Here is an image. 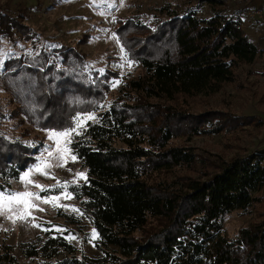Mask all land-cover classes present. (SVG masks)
Instances as JSON below:
<instances>
[{"label": "trees", "instance_id": "16d2710c", "mask_svg": "<svg viewBox=\"0 0 264 264\" xmlns=\"http://www.w3.org/2000/svg\"><path fill=\"white\" fill-rule=\"evenodd\" d=\"M203 2L212 6L210 16L172 10L156 25L134 19L119 24L121 42L144 72L130 81L135 95L109 105L103 103L111 74L88 70L75 47L48 49L22 8L0 5V43H30L0 72L15 105L12 113L0 106V120L11 115L30 126L11 138L0 125V190L35 159V141L29 143L34 129H73L79 115L96 113L69 145L87 179L42 194L68 191L79 201L80 216L96 230L99 254L79 255L68 239L72 229L45 223L35 240L21 245L25 258L38 260L34 264H264V211L237 236L224 231L228 214H250L262 201L264 150L218 163L198 178L176 174L196 170L202 159L174 144L175 138L231 132L251 119L218 109L195 113L180 100L221 91L236 81L241 65L262 53L240 16L223 13L220 0ZM66 221L80 218L67 214ZM4 262L17 263L11 246L0 252Z\"/></svg>", "mask_w": 264, "mask_h": 264}, {"label": "rangeland", "instance_id": "374dc122", "mask_svg": "<svg viewBox=\"0 0 264 264\" xmlns=\"http://www.w3.org/2000/svg\"><path fill=\"white\" fill-rule=\"evenodd\" d=\"M220 1L223 3L218 9L228 16H240L245 31L258 48L262 49V53L254 63L241 65L237 71L236 81L226 84L221 91L200 93L179 100L181 105H186V108L195 113L218 109L251 119H244L247 122L231 132L175 138L174 144L190 147L202 159L196 170L179 169L176 171L177 175L188 174L198 178L203 175V171L215 168L218 163L264 150V0ZM0 5L5 10L11 11L22 8L26 15V23L40 32L48 49L63 45L75 47L85 54L88 70L111 74L104 105H109L116 98L127 100L131 94L135 95L136 93L130 89V81L144 72L142 65L130 57L118 36L117 29L120 23L127 19H134L156 25L168 19L167 11L172 10L183 13L189 9H195L203 16L212 14V6L203 0H0ZM254 7L261 9L262 13L252 16ZM29 49L30 43L24 40H19L17 43L2 40L0 72L7 58L27 52ZM156 101L165 102L163 99ZM0 106L11 113L15 107L3 88L1 79ZM89 115L94 119L96 117L95 112L78 116L83 120L82 127L87 121L94 120L85 119ZM0 125L6 135L11 138L23 136L24 127H30L28 123L19 121L11 115L1 119ZM82 127H76L75 132ZM51 131L53 130L34 129L32 131L33 138H29V143L32 140L35 141L37 152L33 155L35 159L21 175L24 177L28 173V179L42 185L45 190L35 187L33 183L26 184L21 177L12 180L6 190H0V193L5 195L27 191L41 198H31L30 204L35 207H30L26 212L23 210L24 206L19 204L10 205L12 211L0 210V252L5 250V246H11L17 257L16 264L38 262V260L25 258L21 245L35 240L43 232L42 224L45 223L52 224L62 231L72 229L68 239L76 245L79 255L85 253L89 256H97L99 254L94 242L97 238L96 230L88 219L80 216L79 201L68 191L60 194H42L54 186L66 187L70 183L83 182L88 177L87 168L72 152L70 142L66 144L68 152L65 154V159L63 161L58 159L56 143L49 139ZM73 133L70 135V141ZM60 139L61 144L64 145V138ZM50 151L53 153L52 156L48 155ZM80 173L84 175L80 176ZM257 195L262 201L250 214L233 211L225 217L224 231L229 238L237 236L243 227L259 219V214L261 215L264 211V187ZM53 197H59V199L50 203L43 202V198ZM53 203L57 206L54 207ZM67 214L76 215L80 221L68 223Z\"/></svg>", "mask_w": 264, "mask_h": 264}, {"label": "snow or ice", "instance_id": "6c2138e0", "mask_svg": "<svg viewBox=\"0 0 264 264\" xmlns=\"http://www.w3.org/2000/svg\"><path fill=\"white\" fill-rule=\"evenodd\" d=\"M85 119H94L93 116L89 115L87 117H85ZM83 124V120L78 118V123H77V128L82 127ZM76 128L73 129H67L64 131H51L49 133V139H52L55 141L56 143V152L58 153V159H60L61 161H63L65 159V154L68 152V149L66 147V144L68 142H70V135L72 132H75ZM60 138H64L65 140V144L62 145L61 144V139ZM49 156H52L53 153L50 151L48 153ZM72 159H75V157H72ZM37 169L39 170V166H37ZM45 175H47V173H44ZM28 173L25 174L24 177H21V179L27 184V183H33L35 187L41 188V190H45L44 187L42 185L39 184H35L34 182L30 181L28 179ZM80 176H83V173L79 174ZM31 198H36V199H41L40 197H38L37 194L32 193V192H17V193H11L8 195H5L4 193H0V210L3 209H7L8 211H12L13 209L10 207V205L13 204H19V205H23V210L26 212L30 207H35V205L30 204V199ZM67 198V197H66ZM59 197H53V198H43V202L44 203H50L53 202L55 200H58ZM53 206H57L55 203H53ZM41 211L43 209H40ZM73 211H78L77 209H73ZM21 218H23V215H21ZM93 235H95V232H93Z\"/></svg>", "mask_w": 264, "mask_h": 264}, {"label": "built area", "instance_id": "2783aa9c", "mask_svg": "<svg viewBox=\"0 0 264 264\" xmlns=\"http://www.w3.org/2000/svg\"><path fill=\"white\" fill-rule=\"evenodd\" d=\"M261 11H262L261 9H259L257 7H254L253 10H252V12H251V15L252 16L260 15L262 13Z\"/></svg>", "mask_w": 264, "mask_h": 264}]
</instances>
